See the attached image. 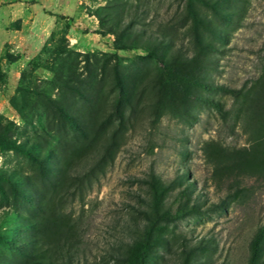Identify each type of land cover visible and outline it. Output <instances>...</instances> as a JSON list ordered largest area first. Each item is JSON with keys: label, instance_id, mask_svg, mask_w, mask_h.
<instances>
[{"label": "rangeland", "instance_id": "obj_1", "mask_svg": "<svg viewBox=\"0 0 264 264\" xmlns=\"http://www.w3.org/2000/svg\"><path fill=\"white\" fill-rule=\"evenodd\" d=\"M205 1L0 0V264L29 263L19 247L38 233L27 220L62 221L69 241L44 245L72 264H129L169 210L146 264H248L264 178L217 173L208 157L252 144L243 99L192 89L221 114L160 79L198 51L191 5L221 34L200 30L215 48L202 77L244 94L264 74V0ZM126 25L145 37L122 34Z\"/></svg>", "mask_w": 264, "mask_h": 264}, {"label": "trees", "instance_id": "obj_2", "mask_svg": "<svg viewBox=\"0 0 264 264\" xmlns=\"http://www.w3.org/2000/svg\"><path fill=\"white\" fill-rule=\"evenodd\" d=\"M206 5L205 0H198ZM188 15L192 19V34L195 38L198 51L192 56L184 55L180 56L178 61L170 62L166 64L163 73L161 75V84L177 93L182 99L186 101H200L203 103H209L214 106L221 114L224 113L223 107L220 103H215L212 100L200 95H196L192 89H200L209 92L219 91L232 95L236 99H243L239 114L242 119H245L247 126L251 125L255 127L252 134V144L248 148L238 150L229 155L226 153H218L214 155L208 154L210 162L215 165L217 173H231L237 176L258 174L264 178V74L255 83L253 87L248 89L244 94L242 91L231 89L224 85H215L202 77V73L211 68L214 61L207 53L213 51L215 48L211 43L203 41L200 34L201 28L208 32L215 38H220L221 34L216 31L213 25H210L208 21L203 19L200 13L193 7H188ZM133 31L135 37H145V33L140 29H133L131 25H126L122 30V34H127L129 31ZM124 50H129L128 46L123 45ZM156 55L153 52L148 53V58H155ZM62 117L66 119L68 123L75 127H80V123L77 117L73 114L61 111ZM179 178L183 180L186 178V174L182 173ZM193 183L187 184L180 191V199H183V203L180 205L179 210H184L187 203L194 196ZM197 198L200 196L195 195ZM199 199V198H198ZM223 210V207L219 206ZM175 216L171 211H164L163 213H157L156 218L151 221L150 226L145 230L143 238L138 240L133 246L130 257L127 259L129 264H146V259L150 256L152 248L161 242L159 237L154 235V227L160 221H170ZM4 218H10V215L5 214ZM27 223L32 222V226L38 233L35 241L26 243L24 248H20V255H24L28 264H72V258L65 259L61 252L62 246H58L57 249L45 248L44 241L50 242V246L53 244H62L65 240V244L69 241L67 231L64 229L63 222L59 221L53 226L45 225L42 221L27 220ZM45 226V227H44ZM66 231V232H65ZM200 247V248H199ZM196 247V249L202 250L204 246ZM203 247V248H202ZM206 248V247H205ZM47 255L45 256V253ZM248 264H264V226L259 227L250 244V257Z\"/></svg>", "mask_w": 264, "mask_h": 264}]
</instances>
